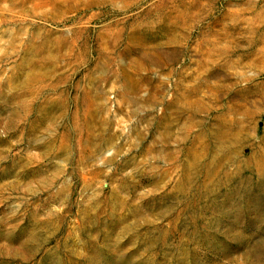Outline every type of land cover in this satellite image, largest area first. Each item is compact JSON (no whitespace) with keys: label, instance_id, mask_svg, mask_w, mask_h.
Segmentation results:
<instances>
[{"label":"rangeland","instance_id":"obj_1","mask_svg":"<svg viewBox=\"0 0 264 264\" xmlns=\"http://www.w3.org/2000/svg\"><path fill=\"white\" fill-rule=\"evenodd\" d=\"M0 264H264V0H0Z\"/></svg>","mask_w":264,"mask_h":264}]
</instances>
